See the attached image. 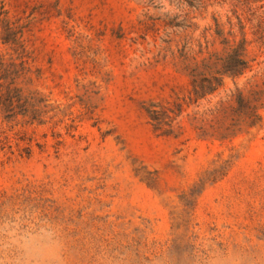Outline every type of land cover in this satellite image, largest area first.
Here are the masks:
<instances>
[{
    "label": "rangeland",
    "instance_id": "rangeland-1",
    "mask_svg": "<svg viewBox=\"0 0 264 264\" xmlns=\"http://www.w3.org/2000/svg\"><path fill=\"white\" fill-rule=\"evenodd\" d=\"M0 1L21 44L0 24V55L25 61L17 84L47 105L41 123L0 114V222H51L65 264H264V110L206 123L264 71L262 2ZM240 26L251 70L188 105L180 52ZM167 107L171 126L152 118Z\"/></svg>",
    "mask_w": 264,
    "mask_h": 264
},
{
    "label": "trees",
    "instance_id": "trees-1",
    "mask_svg": "<svg viewBox=\"0 0 264 264\" xmlns=\"http://www.w3.org/2000/svg\"><path fill=\"white\" fill-rule=\"evenodd\" d=\"M249 3L250 0H244ZM262 2L259 7H264V0H253ZM0 24L4 31L3 44H11L17 51L21 46L17 38L18 31L14 30V22L7 17V11L0 1ZM240 26L241 37H226L220 30L215 31L212 40L204 39L196 45L197 49H189L180 52L179 58L184 64L183 69L187 71L191 79L188 105L196 104L213 96L224 83L225 78L238 79L252 68L255 58L247 57V42ZM258 39L264 44V27L256 29ZM20 58L23 55L19 54ZM25 61L18 64L9 58L5 60L0 55V114L6 121L15 120L18 117L27 118V123L39 121L42 113L47 112L44 104L45 99L36 93H27L18 86L17 80L24 77L28 70L24 66ZM264 110V71L253 74L246 80L242 87H235L224 99H219L213 108L208 110L210 120L206 122L213 128L228 129L236 126H255L261 120V111ZM174 112L170 107L161 110H153L152 118L157 123H165L171 126L175 117L169 115ZM203 121V120H202ZM211 122V123H210Z\"/></svg>",
    "mask_w": 264,
    "mask_h": 264
},
{
    "label": "clouds",
    "instance_id": "clouds-1",
    "mask_svg": "<svg viewBox=\"0 0 264 264\" xmlns=\"http://www.w3.org/2000/svg\"><path fill=\"white\" fill-rule=\"evenodd\" d=\"M7 253L10 256L6 260ZM0 264H65L58 227L48 222L39 229L29 228L6 218L0 222Z\"/></svg>",
    "mask_w": 264,
    "mask_h": 264
}]
</instances>
